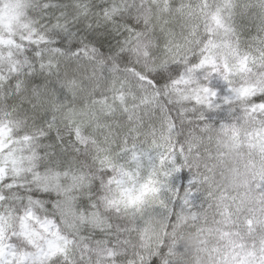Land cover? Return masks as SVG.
Returning a JSON list of instances; mask_svg holds the SVG:
<instances>
[{
  "label": "clouds",
  "instance_id": "obj_1",
  "mask_svg": "<svg viewBox=\"0 0 264 264\" xmlns=\"http://www.w3.org/2000/svg\"><path fill=\"white\" fill-rule=\"evenodd\" d=\"M0 264H264V0H0Z\"/></svg>",
  "mask_w": 264,
  "mask_h": 264
}]
</instances>
